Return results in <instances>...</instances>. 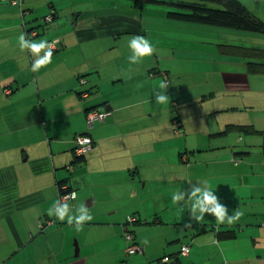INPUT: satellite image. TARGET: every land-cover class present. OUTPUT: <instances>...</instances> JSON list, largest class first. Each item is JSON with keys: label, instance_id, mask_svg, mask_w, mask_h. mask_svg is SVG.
Returning <instances> with one entry per match:
<instances>
[{"label": "crops", "instance_id": "0c3cea01", "mask_svg": "<svg viewBox=\"0 0 264 264\" xmlns=\"http://www.w3.org/2000/svg\"><path fill=\"white\" fill-rule=\"evenodd\" d=\"M157 1L172 0H0V264H119L132 244L139 249L126 252L128 264L154 260L158 264L184 243L190 246L182 256L184 264H242L245 259L237 254L243 246L250 241L257 247L259 234H264V158L256 164L257 160L245 161L250 153L246 150L234 151L230 146L229 153L221 156L213 151L218 146L193 140L189 145L187 133L202 128L198 103L194 104L181 80L170 85L169 78L177 71L172 58L177 55L164 40L171 42L172 32L185 34L179 36L177 57L187 56L186 43L195 41L189 36L194 33L202 37L199 43L217 48L239 43L224 37L232 33L229 28L168 17L172 7ZM240 1L264 21V0ZM166 6L156 18L155 9ZM51 11L52 19L44 21ZM32 28L36 35L31 34ZM22 32L36 42L57 40L51 63L38 72L31 71L35 57L20 50ZM134 35L149 37L156 50L136 64L128 60L132 55L128 43ZM247 62L243 58L244 73L219 75L214 84L227 94L248 82L252 88L253 75L258 74L247 71ZM258 73L264 74V67ZM80 76L85 77V86ZM161 82L168 85L170 102L166 104H156L153 95ZM6 86L11 88L9 94ZM86 87L91 92L81 97L79 92ZM202 97L200 101H212L214 93ZM103 102L106 105H99ZM259 102L264 107V94ZM95 105L106 116L87 128L85 112ZM220 106L207 115L217 119L216 112L225 111ZM83 133L92 143L76 158L74 137ZM210 151L209 158L190 160L193 154ZM260 151L264 153V141ZM59 181L78 194L65 202L75 204L73 214L82 195L86 198L93 219L82 231L48 215L58 200ZM95 183L99 195L89 190ZM196 184L211 187L229 216L236 209L243 215L232 224L218 225L209 214L199 223L191 220L190 207L173 204L172 195ZM131 216L135 222L126 224ZM48 219L54 223L40 230L39 222ZM189 222L192 226L184 227ZM252 225L255 239L253 233L245 232ZM225 229L233 230L234 236L216 235ZM126 230L132 231L130 241ZM243 234L244 240H239Z\"/></svg>", "mask_w": 264, "mask_h": 264}, {"label": "rangeland", "instance_id": "374dc122", "mask_svg": "<svg viewBox=\"0 0 264 264\" xmlns=\"http://www.w3.org/2000/svg\"><path fill=\"white\" fill-rule=\"evenodd\" d=\"M165 9H167V6L166 8H156L155 9L156 13L153 9L154 13L156 14L155 17L156 18L160 17L162 15L161 11ZM132 11H136V9H133ZM154 27H159V26H154ZM154 27L150 26L151 29ZM227 30L229 31L231 30L232 33H228L224 35V37H230L236 42H238L240 45L264 48V35H260L256 33H246V32L239 34L238 32H244V31H238L233 29H227ZM178 33L179 32H172L173 39L171 42L164 40L165 43L171 44L170 52L176 54L177 56L179 55L180 52V48L178 46L179 36H181V38L185 36V34L183 33H180L181 35ZM189 36L191 38H195V41L194 42L189 41L186 43V49L188 50L187 56H185L184 54L182 57L173 56L172 59H174L177 63V71L173 72L169 78V83L171 86H173L176 80L177 81L181 80L184 84L187 85V88L189 89L188 95L193 96L194 101H196L194 102V104L198 103L196 110L198 112L197 116H199L200 123L202 121L204 123V127L202 126V128H200L197 132L187 133V139L190 142L189 145L190 146L193 145V143L191 142V140H193L194 142H199L205 146L208 144L212 146H218V148H215L213 151L219 152V155L221 156L223 155L224 152L229 153L230 146L231 148L232 147L234 148V151L246 150L249 151L250 153L246 154L247 156L244 157L245 161L246 159L250 161L257 160L256 164H259L262 158H264V153H261L260 151V144L262 143V141H264V134L250 135V134H245L244 132L241 133L237 130H233L226 134H221L219 132L224 129L225 124L231 122L237 124L253 123L254 126L257 127L258 129L261 128V130H264V107H262L259 102V99L261 98L262 94H264V74L260 75V73H257L258 75H253L254 81L252 83V88H250L248 82V86L241 87L240 89L237 90L236 93L227 94L226 91L223 90L222 86L217 83L214 84V81L219 75H221L222 77V75L230 74L231 73L230 71L237 73L238 72L244 73L245 66L241 65V63H243V58L233 57L229 59L228 57H226L227 55H223V54L221 55L220 53H218L219 50L216 47V45L213 47L210 46V44H206L202 42L199 43L198 39H202V37L199 36V34L194 33ZM146 38L149 40V37ZM168 46L169 45H166L165 49H167ZM166 51H169V49H167ZM160 63L163 64V60H161ZM150 75H154V74L152 73ZM141 80H142L141 81L142 85H144L143 83L144 80L142 78ZM136 83L137 84L139 83L138 80ZM216 86H218L219 89H217ZM101 89L103 93L104 92L103 90H105L104 84L101 86ZM212 92L214 93V98L211 99L214 100L209 101L208 98H205L206 100L200 101V98H204L202 97V95L205 94V96H208V94ZM221 98L222 101H219V99ZM221 102H222V106H220ZM219 106L225 111L216 112L217 119H215L216 116L215 118L213 117L214 119H212V116L210 115L211 114L210 109L216 111V108ZM208 111L210 114L207 115ZM209 117H211V119H209ZM212 122L213 124H211ZM218 123L220 125H218ZM175 129L178 130L179 127L175 126ZM179 132L181 134V138L184 139L183 131L179 130ZM172 140L174 142L175 139ZM211 152L212 151H210V153L201 152L199 154H193L194 157L191 156L190 160L193 161V160H201V159L209 158L212 154ZM65 173L67 172L65 171ZM140 185L142 187L143 183L141 182ZM89 190L98 195L100 193L98 192L99 185L97 183L93 184V187ZM81 198L82 201L80 205L85 204L86 203L85 196L82 195ZM73 206H70V208H72ZM89 209L90 208H88V210ZM262 228H264V225H262ZM245 232L246 234H248V232L253 233L254 239L255 236H257L255 225H252L250 229H246ZM240 236L241 237H239V240L243 241L244 240L243 238H245V234ZM258 237H259V241L256 244L257 247L255 246L252 247L251 246L252 243L249 241L248 244L246 246H243V248L241 249V254L240 253L237 254L238 256L244 257L245 263L242 264H264V248H259L262 246V244H264V241H262L264 240V234L260 233ZM189 241H191V238H189ZM128 256L129 254H127L126 251L124 250L123 260H121L119 264H128L129 263ZM182 261L186 263L185 257H182ZM211 261H215V258H211ZM151 262L152 264H156V260Z\"/></svg>", "mask_w": 264, "mask_h": 264}, {"label": "trees", "instance_id": "16d2710c", "mask_svg": "<svg viewBox=\"0 0 264 264\" xmlns=\"http://www.w3.org/2000/svg\"><path fill=\"white\" fill-rule=\"evenodd\" d=\"M157 3H164L168 4L172 8L167 11V16L171 17L175 20H183L187 22L199 23L203 25H212L218 26L223 28H229L238 31H246L250 33H256L260 35H264V21L256 17L252 14L249 9L240 1V0H172L171 2H164V1H157ZM214 4V5H213ZM212 5V6H211ZM54 16V15H53ZM47 22V21H46ZM31 31H35L32 28ZM30 31V32H31ZM219 51L226 55H238L245 59H247V71L249 73H258L261 71L262 67H264V48L261 47H249L240 44H220L218 45ZM84 76H80V79H83ZM86 80L84 82L80 81L82 86L86 85ZM9 87V86H6ZM6 89V88H5ZM11 92V88H7ZM91 92V87L81 90L79 95L81 97L87 96ZM106 105L105 102L99 105ZM99 105L89 107L86 112V122H88V116L91 112L97 111L98 113L103 115L104 120L106 116V112L101 110ZM101 120H94L93 124L96 121ZM87 123V128L93 127ZM231 130H237L239 132H245L250 134H257L260 131L256 130L252 124L247 125H233L227 124L225 125L224 129L219 132L221 134H226ZM83 135H85L83 133ZM80 136V135H77ZM74 137V147L73 153L76 158H80L82 155H77L75 153V138ZM91 138V137H90ZM92 143V139H91ZM65 183V181L58 182V193L62 194L64 192H70V188H66L65 190L61 189L60 187ZM58 194V196H59ZM126 224H130L126 222ZM128 232H132L126 230ZM217 231V230H216ZM228 233V234H227ZM231 233V234H230ZM217 236H225L228 237L234 236L233 230H223L217 231ZM167 257L168 261H163V258ZM158 264H184L182 261V256L180 254V248L177 253H173L170 255L162 256L158 260Z\"/></svg>", "mask_w": 264, "mask_h": 264}, {"label": "clouds", "instance_id": "9594fccd", "mask_svg": "<svg viewBox=\"0 0 264 264\" xmlns=\"http://www.w3.org/2000/svg\"><path fill=\"white\" fill-rule=\"evenodd\" d=\"M19 47L21 52L27 50L31 53L35 59L31 63V71L38 72L41 67L51 63L53 55V47L47 39L41 38L39 42L26 39V34L21 33L19 36ZM128 47L130 48L132 55L128 57V60L132 64L140 63L144 57L151 56L156 50L150 43V41L141 35H134L130 38ZM43 50V55H40ZM27 63L25 58L24 64ZM168 85L166 82L159 84V90L153 92L156 104H166L170 102L169 96L166 94ZM203 126V121L201 122ZM77 193L75 191L68 194V196L62 198V200L76 199ZM61 199L56 200L53 205L48 209V215L55 217L57 220L63 222L67 221L69 226H74L76 231H82L86 222L93 219L89 213L88 207L85 204H81L76 212L73 214L69 204L62 202ZM173 204L181 206L188 205L190 207V218L193 221L201 222L205 219V214H209L215 218V222L219 225L225 223L232 224L237 221L243 213L236 209L232 215H228V209L225 205L219 202L218 196L215 191L208 185L201 186L200 184L191 185L189 189L179 190L172 195ZM182 210V207H181ZM192 223H185L184 227H191ZM147 243V241H145Z\"/></svg>", "mask_w": 264, "mask_h": 264}, {"label": "built area", "instance_id": "2783aa9c", "mask_svg": "<svg viewBox=\"0 0 264 264\" xmlns=\"http://www.w3.org/2000/svg\"><path fill=\"white\" fill-rule=\"evenodd\" d=\"M52 12L53 11H51L48 15H46L43 18L44 21H50L52 19V17H53ZM31 34L36 35V31H31ZM55 43H57V40H55V41H53V43H51L53 48H54ZM84 81H85L84 79H81V82H84ZM5 93L9 94L10 90L6 89ZM96 119H98V120L103 119V115L98 113L97 111H93L89 114L87 123L89 125H92L93 121ZM90 145H91V138L88 136L80 135V136H77L75 138V150H76V153L78 155H82L85 151H87ZM60 188L65 190L67 188V186L65 184H63ZM71 192H73V191H70V192L68 191V192H64L62 194H59L58 199L62 200V198L68 196V194ZM67 201H73V199L62 200V202H67ZM135 220H136L135 217H132V216L127 218V222H129V223H133V222H135ZM53 223H54L53 219L40 221L39 222V229L44 230ZM125 237H126V240H129V241L132 240V234L128 231H125ZM137 249H139V247L136 246L135 244L134 245L132 244V245H129L125 251L130 254V253L135 252ZM189 250H190L189 244H187V243L182 244L180 246L181 256H186L188 254ZM163 261L167 262L168 258L167 257L163 258Z\"/></svg>", "mask_w": 264, "mask_h": 264}]
</instances>
